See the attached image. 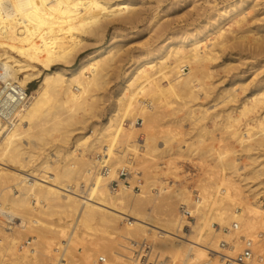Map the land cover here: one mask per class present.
<instances>
[{
	"label": "bare ground",
	"instance_id": "1",
	"mask_svg": "<svg viewBox=\"0 0 264 264\" xmlns=\"http://www.w3.org/2000/svg\"><path fill=\"white\" fill-rule=\"evenodd\" d=\"M134 1L136 0H0L1 76L26 91L42 71L53 72L56 68L53 73L43 76L39 86L28 93L27 100L0 125V219H4L0 223L6 226L0 231V252L1 249L9 251L16 249L17 241L13 238L15 228L27 231L30 228L42 227L48 232H55L46 222L47 218L56 215L57 224L62 222L70 227L71 221L77 223H74L73 229L70 228L71 231L67 230L66 233L59 231L69 235V243L66 244H71L75 238L78 239L82 235L99 237L105 228L131 239H150L157 247L167 248L180 257L184 256L183 264H222L213 252H219L223 243H232L236 249H239L242 243L254 241L260 236L264 237V199H262L264 165L260 152L252 153L264 151V120L257 122L255 119H250L247 122L254 123L253 127L243 131L239 118L233 117V109L217 108V111L213 109L212 114L205 107L206 105L199 103L200 93L207 99L206 95L210 91L205 81L211 77L212 72L208 71L204 64L218 60V51L226 47V42L230 40L220 21H216L209 31L214 32L220 41L215 39L209 43L210 45H205L203 39L198 40L197 36H192L190 42L180 44L187 50L182 52L179 45L176 47L168 45L166 40L161 47L160 57H157L159 63L149 67L151 63H144L124 75V82L118 89L113 110L103 128L93 138L86 134L69 147L72 135L67 128L72 125L78 111L86 108V97H81L82 94L105 89L108 85L107 78L116 68L111 64L113 57L118 58L121 51L116 50L117 55H114V49L117 47L109 45L104 50L90 54L74 69L64 68L71 65L83 53L86 43L82 41L81 34L88 33V30H92L89 34L94 38L99 35L103 38L110 28H114L115 31L125 27L136 29V24L142 19V15L135 10ZM250 7H256V4H253V1L247 4L246 1L240 0L222 8L217 17L231 18L235 15L246 20V11ZM231 40L238 42V45L239 42L246 45L243 37L234 36ZM12 54H16L19 59ZM149 56L151 55L148 54L147 59ZM32 70L37 72L31 73ZM164 78L170 79L166 86L162 84ZM218 96L224 97L222 100L224 107L237 101L231 88ZM146 97L151 99L148 106L145 105ZM253 99L258 102L257 95L254 94ZM165 100L170 101L163 104ZM174 103L182 104L178 106L181 107L180 110L183 107L188 108L182 120H176L174 113L166 120L165 116L161 117L153 112V114L147 113V110L149 112L170 105L173 109ZM137 109L141 114H135ZM244 110L245 113H249L248 109ZM138 118H145V121L141 122ZM212 118L215 127L226 135V140L233 138L234 142L239 143L237 144L241 146L242 152L250 161V170L246 171L241 167V170L237 171V163L232 159L231 148L226 150L224 147L214 159V162H218L220 170L222 169L218 174L219 184L213 180L205 182L207 188H215L214 192L205 190L206 192L201 194L202 201L196 198L195 202L191 203L181 189L173 191L162 188L161 191L165 194L163 198L166 201L160 199L163 203L159 205L155 202L151 191H144L141 177H138L142 173L132 169L135 156L133 153L154 155L153 159L172 155V145L177 141L178 132L176 128L175 130L163 128L169 123L181 127L182 121L186 120L191 123L192 128L188 134H185L189 135L186 137L189 139L185 140L188 144L184 140L177 144L178 152H183L186 146L189 154L201 156L198 158L203 159L205 151L199 152L198 155L196 151L199 148L197 149L193 143L197 138L204 143L206 137L211 135L205 123ZM126 120L136 126L140 120L138 129L145 131L143 135L146 138L140 140L139 144L132 140L135 134L130 136L129 128L124 129ZM47 125L50 128L48 126L47 129ZM130 126L133 128L132 125ZM55 132L62 134V142L60 140L62 145L53 146V152L50 153L47 152L46 146L51 143V136ZM94 132L96 131L93 130L92 133ZM127 136H130V139L125 141L124 148H121L119 154H114V159H108L109 150L112 148L107 141L113 138L120 144ZM213 148L209 151L212 155ZM95 150L99 152L96 153ZM93 152L96 157L92 159ZM211 153L207 156L210 157ZM99 165L102 167L101 170ZM7 168H11L14 172L8 174L10 171ZM121 171L128 172L126 182L120 179ZM231 174L239 177V179L235 178L241 181L242 185H239V182L235 184L236 179L233 180ZM80 181L83 186L79 184ZM115 183H118L117 187H114ZM87 184L92 197L88 202L81 201L79 197L82 194L81 191L78 192L80 189L86 192ZM227 184L232 187L233 192H231H235V198L237 200L239 198L238 204L240 202L242 204L236 205L237 200L230 199L229 193H224ZM221 185H224L223 190ZM222 192L224 194H221ZM227 199H229L227 202L231 200L234 206L230 203L229 207L227 205L225 208ZM178 205H180V213L182 206L187 207L193 219L192 223L186 221L185 216L179 215ZM157 210H161V216ZM50 220L53 221V218L49 219L52 223ZM189 225L192 228V235L187 239L184 236V229ZM214 225L220 226V229H215ZM258 230L260 232L255 233ZM160 233L163 235L159 236ZM115 241L109 239L98 244L99 252L106 253L112 262L118 260L117 264L147 263L150 254L149 245L143 244L147 254L140 259L135 256L133 261H126L112 253L114 246L119 243ZM119 244L120 247L123 243ZM24 245L25 243L23 245L19 243V254L23 256L27 253L24 251L26 250ZM257 253L263 256L260 252ZM29 259L31 260L32 257ZM63 260L65 258L58 260L57 264H69ZM68 262L73 263L72 260ZM0 263H6L2 254ZM85 264L97 263L88 260Z\"/></svg>",
	"mask_w": 264,
	"mask_h": 264
},
{
	"label": "rangeland",
	"instance_id": "2",
	"mask_svg": "<svg viewBox=\"0 0 264 264\" xmlns=\"http://www.w3.org/2000/svg\"><path fill=\"white\" fill-rule=\"evenodd\" d=\"M237 1L240 0H136L134 1V7L136 8L135 10L140 15H142V19L136 24V29L131 30L129 27H125L118 28V30L115 31L114 28H110L107 34L105 33V36L102 35L103 38L100 35L96 36L97 38L91 36L89 32L92 30H88V33H83L84 36L81 34V39L82 41L84 40V44L86 43V48L84 49L81 56L76 59V61H74L71 65L66 66L64 69H74L82 61H85L90 54H94V52L104 50L109 47V45H114L113 47H117V49H114V55H117L116 50L118 49L121 51V54H119L120 56L118 58L113 57V55H111L114 58L113 63L111 64H113V67L116 68L112 73H110L109 77L107 78L108 85L105 87V89H102L98 92L95 90V93L92 90L90 91L91 93L88 92L86 94H82L81 97H86V108L84 110L78 111V115L76 116L72 125L67 128L71 131L72 135V140L69 147H71L78 138L83 137L86 134L91 135L93 138V136L103 128L107 117L113 110V103L117 97V94L119 93L118 89L120 85L122 84V82H124V75L129 72H132V70H134L136 67L143 65L144 63H151L148 65V67L152 64L159 63L158 58L160 57V53L162 50L161 47L166 40H168V45H172L175 47L179 45L178 47L182 52L187 51L185 48L182 47L183 43L190 42L192 36H197L196 38L198 40L203 39V43H206L205 45H210L209 43H211V41L215 39L217 41H220V39H218V36H215L214 32H209L211 31V26L216 21H220L223 23L221 26L224 32L228 34L227 36H229L228 38H230V40L226 42V47L218 51V60L214 61V63L207 62L204 64V66L206 65L205 67L208 69V71L212 72L211 77L209 79H206L205 81L210 91L208 95H206L208 96L207 99H205L204 95L200 93L199 103L206 105L205 107L208 108L210 110V113L212 112V114L214 113V111H217V108H220V110H223L224 108V110L233 109V117L239 118L240 124H242L243 131H246L248 127H253L254 123L247 122L250 119H255L257 120V122H261L262 120H264V0H244L247 2V4L248 2L252 1L253 4H256V7H250L249 9H247L246 20H244L241 16L235 17V15L231 16V18L224 17L218 19L217 15L219 14L222 8L230 6L232 3H236ZM234 36L238 38L243 37V39L246 41L245 44L248 46L240 42L238 45V42L232 41L231 39H233ZM112 40L114 41L112 42ZM181 43L182 45H180ZM148 54H150L151 56H149L147 59ZM12 56H14L16 59H19L16 54H12ZM33 72H37V70H32L31 73ZM53 72L42 71V74H40L39 77L28 86L29 93H31L35 88L39 86V84L44 78V75L46 76L47 73ZM169 78H167L168 80H166V78L162 80V84H164V86L169 83ZM230 88L233 89L237 101L232 102L228 104V106L226 105V107H224L225 105L222 104V100L224 97L220 98L218 95L221 96V93ZM252 94L257 95L258 102H255V98L254 101ZM147 98L148 97H146V106H148V102H151V99L148 98V101ZM167 101L165 100L163 104L168 103L170 100L168 102ZM174 104L173 109H171L172 106L170 105L165 108H155V110H149V112L147 110V113L151 114L153 112L154 114L161 115V117L165 116V120L171 118V114L173 115L174 113L175 117L177 118L176 120H182L186 116L188 108H184L182 106L184 109L182 108L180 110L181 107L178 108V106H181L182 104ZM242 106H245V108L248 109L249 113H245V108L243 109ZM213 109L215 110L213 111ZM140 112L141 111H138L137 109L135 114H141ZM213 119L214 118L205 123L207 130L211 131V135L206 137L204 143H201V141L198 140L199 138L195 139L193 143L197 149L199 148L196 151L198 155L199 152L203 153L202 151H205L206 156L204 155V157H206V159L204 157L203 159H199L201 156L199 157L197 155L194 156L192 154H189L186 146L183 148V152H178L177 144H180L181 140L185 141L189 139L186 138L189 135L186 136L185 134H188L190 129L192 128L191 123L186 120L182 121L181 127H175L174 125H172V123L167 124L166 127L163 126L164 128L162 127L163 129L171 128V130H175L176 128V131L178 132L176 139L177 141L172 145V155H163V157L160 156L159 158L153 159L154 155H136V153H133L135 156L133 160L132 169L134 168V171H136L137 169L136 172L142 173V175H139L138 177H141V180L144 185V191H151V195L155 199V202L159 203V205L160 203H163V201H166L164 200L165 198H163L165 194L161 191L162 188L163 190L172 189L173 191L181 189L185 193V195H187V198L191 203L195 202V194H198V198L202 201L201 194L205 193L206 191L212 190L214 192L215 188H207L205 186V182L213 180L216 182V184H219L220 177L218 174L220 171H222V169L220 170L218 162L215 161L217 163L216 164L214 162V159H216V157L221 153V151H223L222 149L224 147H226V150H228V148H231L230 150H232V159H234V161H236L235 163H237V171L241 170V167H244L246 171L250 170V161L248 157L242 152V148H240L241 146L238 145L239 143L234 142L235 140L233 138H231L232 140H230V138L229 140H226V135H224L222 131L218 130L215 127ZM143 120L145 121V118L141 119V122ZM138 121L141 124L140 120ZM139 123H137L138 125L136 126L134 125V123L131 124V122L126 120V126L124 127V129L129 128L130 136L135 134L132 140H134L137 144H139V141H142L145 137V135H143L145 131L138 129ZM130 125H132L134 129L131 128ZM48 126L49 125H47L46 127L47 129ZM134 126L137 128H135ZM93 130L96 131L94 132V134L92 133ZM134 130L135 132H133ZM130 136H127L122 139L120 144H118L119 141L117 142L116 139L114 141L113 138L107 141L108 145L113 149L109 150L110 154H108V159L112 160L114 159V154H119L118 152H120L121 148H124V146L126 145L125 141H129L128 138L130 139ZM51 138V143L46 146V148L48 149L47 152L50 153L53 152V146L62 145V143H60V140L62 139V134L58 132L56 134L55 132L53 133ZM185 142H187L188 144V141ZM210 147H214L213 155L211 152H209L211 149ZM208 148L210 149L208 150ZM207 150L208 153H211L210 157L207 156ZM94 152L97 153L99 152V150H95ZM94 152L92 153V159L96 157ZM258 152H260L259 155H261L260 157L262 165H264V151H253L252 153ZM78 153H75V155H78ZM51 157L55 158L54 155H51ZM211 157L213 158V160ZM205 160L207 161L205 162ZM101 168L102 167H100L99 165L100 170ZM7 169L10 171L8 172V174L14 172L13 170H11V168ZM238 173L240 174V172ZM238 173L237 176L239 175ZM234 175L235 174H231L233 180H237H235L236 184L237 182H239V177ZM235 177H237L238 179ZM239 183V185H242L241 181ZM79 184H82L83 186L82 181H80ZM88 184L85 186L87 187L85 188L86 192H84L83 189L78 190V192L81 191L80 193L82 194L81 196V194L79 193V195L81 196L79 197V199L81 201L86 200L88 202L92 199V197L90 196L91 191L89 194ZM225 186L228 192L226 191L224 185H221L222 190L224 187V193H229L230 199L235 198V192L232 193L233 189L230 184H227ZM242 189L243 191H245L243 186ZM157 192H159V194H157ZM224 193L222 192L221 194ZM231 193L233 195H231ZM160 199L163 201H161ZM262 199H264V197ZM227 201H229V199L225 201V208L230 203L231 206H234L232 205L231 200L229 203ZM238 201L239 198L237 200L236 205H240L241 202L238 204ZM33 205H36L35 201L33 202ZM150 207L149 208L152 209V206ZM179 207L180 205H178L177 207L178 213L180 215L181 213L179 211ZM157 213L159 214V216H161L160 214L162 212L161 210H157ZM54 217H52L53 221L50 220L52 221V223L49 222V219L52 218H47L48 221L46 222L51 225L49 226V228L51 227L55 230V232L53 233L46 231L42 227L40 229L30 228L29 230L27 229V231H23V229L20 228H15V230L13 231V238L15 239V241H17L16 249L14 251L1 249L2 251L0 252V255H3L4 261L6 262L5 264H57L58 260L62 258H65L63 262L69 264L70 262L68 261L70 260H72L74 264H85V262L88 260L100 264L98 263V260L100 258H105L107 260L104 264H117L118 260L112 262V259L106 253H104L103 251L99 252L98 244H101L105 242V240L109 239L113 241L116 240V243L118 241L119 243H123L120 247L118 246L119 243H117V245L114 246V248L112 249V253L117 255L118 258H121L122 260L133 261L135 256H138V258L140 259L142 256H144H141V253H143L141 252V249L144 246L143 244H145L147 246L149 245L150 247V254L147 257V263L145 264H183L184 256L180 257L179 255L172 253V251L167 248L157 247L150 239H131L127 236H124L123 234L122 236L121 234L117 235L113 233V231L109 229L106 230L105 228V230L103 229V233L99 237H93V235H89L90 237L88 235H82V238L80 237L81 239L75 238V241H73L71 244H66L69 243V235L60 233L59 231H64L65 233L67 232V230L71 231L73 229L74 223H77L71 221L72 224L70 227H68L62 222L57 224V215ZM1 221H4V219L1 218L0 222ZM2 224L4 225V223ZM2 224L0 223V231H2L4 227H6ZM48 224H46L47 227ZM190 226L191 225H189V227H185L184 229V236L187 239L190 235H192V228ZM258 232H260V230L256 231L255 233ZM161 235H163V233L159 234V236ZM101 238L104 240H102ZM25 240L32 242L31 248L25 247L26 250L24 251H27V253L24 256L26 257H24L22 254H19V243L23 245L25 243ZM121 243L119 245H121ZM129 243L130 245H128ZM253 243L255 245L257 244L255 250L257 252H260V254H263L264 256V239L256 238ZM64 245H70L68 249V246H66L67 252L64 250ZM121 247L124 249H122ZM63 250L66 252V254ZM7 257H9V259H7ZM20 257L22 259H20ZM31 257L32 259L30 260L29 258Z\"/></svg>",
	"mask_w": 264,
	"mask_h": 264
},
{
	"label": "built area",
	"instance_id": "3",
	"mask_svg": "<svg viewBox=\"0 0 264 264\" xmlns=\"http://www.w3.org/2000/svg\"><path fill=\"white\" fill-rule=\"evenodd\" d=\"M1 74L2 66L0 64V125L3 120H6L7 117L13 114L17 107H19L27 100L29 93L28 89L24 91L18 85L12 83L11 80L4 79ZM127 175V171H121V181L126 182L128 178ZM117 186L118 183H115L114 187ZM198 196V194H195L194 198H197V200H199ZM181 215L185 216L188 222L193 221L190 212L188 211L186 206L181 207ZM214 228L220 229V226L214 225ZM259 239H264V237L260 236ZM24 246L31 248L32 242L26 241ZM145 250L146 247H143L141 249V252H143L141 253V256L147 254V251L145 252ZM213 254L217 256L220 261H222V264H264V257L260 256L257 253L253 241L242 243V247H240L239 249H236L232 243H223L222 248H220V251L217 253L213 252ZM98 262L103 264L105 260L103 258H100Z\"/></svg>",
	"mask_w": 264,
	"mask_h": 264
}]
</instances>
